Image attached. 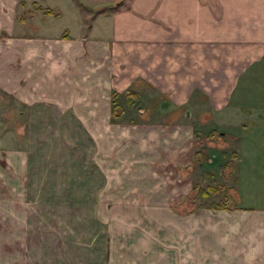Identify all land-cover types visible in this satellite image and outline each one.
I'll list each match as a JSON object with an SVG mask.
<instances>
[{"label": "crops", "instance_id": "0c3cea01", "mask_svg": "<svg viewBox=\"0 0 264 264\" xmlns=\"http://www.w3.org/2000/svg\"><path fill=\"white\" fill-rule=\"evenodd\" d=\"M93 8L74 32L73 22L59 28L54 6L0 0V90L22 106L27 131L23 148H0L11 222L0 264H264V0ZM155 74L164 105L186 106L165 125L168 163L150 127L144 137L139 123L112 122V93L123 117L121 99L136 105ZM178 169L187 179L176 181ZM140 174L149 193L135 189ZM29 176L36 222L52 202L46 220L65 238L29 241ZM217 185L208 202L196 197ZM221 200L227 207L211 206Z\"/></svg>", "mask_w": 264, "mask_h": 264}, {"label": "rangeland", "instance_id": "374dc122", "mask_svg": "<svg viewBox=\"0 0 264 264\" xmlns=\"http://www.w3.org/2000/svg\"><path fill=\"white\" fill-rule=\"evenodd\" d=\"M38 1L41 4L45 5H51L54 6V11H60V18L57 21V25L60 29L64 25H70V22H73L72 30L79 31L80 26L78 25L79 22L84 23L83 20L87 21L89 20L90 16V9L94 6L99 5H107V4H114L117 3L119 0H35ZM125 1V0H121ZM75 4L78 8H74ZM94 9V8H93ZM100 8H96L95 10H99ZM73 13L74 16L71 14ZM75 18V19H74ZM157 75L158 83L154 86H146L148 89L142 93V90L139 91L142 93V96L140 97L137 93V99L138 102L136 105H133L131 103H128L125 100L121 99L122 105L125 108L124 116L120 117V113H115L113 110V104L111 106L112 116H110L114 119L112 122H124V123H139V129L141 134L144 132V137H149L150 134L146 133L149 127L156 132L152 135V138L154 137V142L152 144L149 143V145H155L158 143L159 140V146H158V155L163 158V161L167 162L169 160L168 156V150L166 147V143L164 142V136H165V125L168 123H175L176 119L178 122V115H182L186 113V106H177L173 103L168 104L165 106V95L162 93V87L164 85L165 77L163 74H155ZM148 83V82H147ZM157 87V88H156ZM137 88L136 86L132 84L131 90H135ZM5 94L2 90H0V148L4 149L5 146L11 145V146H18L19 148H23L26 143L27 138V131L25 122L26 119L24 114H20V109H23L22 106L17 105L15 101L11 98H5ZM170 102V100H169ZM133 103V102H132ZM140 108V111L138 109ZM123 110V107L119 104V108L117 110ZM137 116H134L136 115ZM116 116V117H115ZM135 117L136 120L133 118ZM121 119H120V118ZM119 118V119H118ZM112 120V119H111ZM110 120V121H111ZM151 138V137H150ZM149 145H146L145 147H149ZM127 152H131V150H128ZM260 155L259 157L264 153V146L259 149ZM151 154V153H150ZM145 157V166H150L153 168L151 160L153 158L151 155H144ZM151 163V164H150ZM168 163V162H167ZM1 164H3L2 160L0 161V168ZM3 167V166H2ZM147 170V167H145ZM145 168L143 173L145 172ZM142 173V174H143ZM138 176V179L141 181V184L137 183L135 185V189L138 191H141L142 193H149V191L152 189L149 186V178L145 177L146 175ZM187 172L185 169H178L173 177L176 179V181L181 182L187 179ZM129 182L133 184V182L136 180L134 176H129ZM1 181V180H0ZM4 181V180H3ZM6 181V180H5ZM32 179L29 176V191H28V204L30 209V214H33V217H30V232L28 234L29 241L30 242H40V241H46V240H52L53 234L57 236L56 238H65L66 235H63L62 230L60 229V225L58 224L59 228L56 227L52 223V218L49 217L48 220H46V213L52 209V202H45L44 204V214L45 218L44 221L40 219V222H36V217H34L36 210L42 212V208H39V204L36 202L34 195L38 191V186H32L31 185ZM240 182V186L236 187V190L238 192H247L249 189H251L250 186H246L247 183L244 181H237ZM1 183V182H0ZM48 186L44 187L46 189ZM0 196L3 194H7V191L9 190L8 187H5L3 184L0 185ZM16 188V187H15ZM61 188H65V186H61ZM100 188V187H99ZM103 188V186H102ZM113 188V187H110ZM264 188V187H263ZM74 189V186H68L66 187V192H71ZM117 190V189H116ZM115 190L114 195L117 197L118 192ZM10 193V191H8ZM8 193V194H9ZM264 194V192H262ZM109 194L111 195V191H109ZM216 197L217 196H213ZM202 198H200L201 203L203 202ZM205 202H208V200H204ZM42 204V203H41ZM190 204H192L190 202ZM34 209V210H32ZM4 212L3 210H0V252L3 253V247L9 242L7 238V229H9L11 222L6 224V221L3 217ZM46 220V221H45ZM45 222V223H44ZM62 222V221H61ZM63 225V224H62ZM61 225V226H62ZM52 226H55L57 228L58 233H53ZM8 241V242H6Z\"/></svg>", "mask_w": 264, "mask_h": 264}, {"label": "trees", "instance_id": "16d2710c", "mask_svg": "<svg viewBox=\"0 0 264 264\" xmlns=\"http://www.w3.org/2000/svg\"><path fill=\"white\" fill-rule=\"evenodd\" d=\"M43 9L45 11H48V12H53V10L51 8H43ZM126 94H127V96H132V97L134 96L132 93V90L126 91ZM117 95H118V92H116V91H114L112 93L113 110L115 113H117V109L119 108V104L117 103ZM223 189H224V185L208 186L206 188H199L195 194H196V197L206 199L209 196V193L217 192V191L223 190ZM211 206H213L215 208H224V207H227V201L221 200V201H218L216 203H213V205H211Z\"/></svg>", "mask_w": 264, "mask_h": 264}]
</instances>
